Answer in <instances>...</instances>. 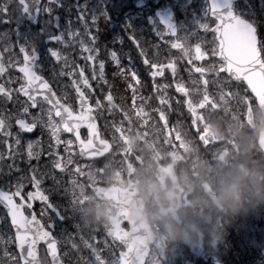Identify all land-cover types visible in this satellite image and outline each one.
<instances>
[{
    "label": "rangeland",
    "instance_id": "obj_1",
    "mask_svg": "<svg viewBox=\"0 0 264 264\" xmlns=\"http://www.w3.org/2000/svg\"><path fill=\"white\" fill-rule=\"evenodd\" d=\"M3 1L5 2V0ZM27 2L31 3V0ZM184 2L191 3L189 0H184ZM192 2L194 6L198 7V11L203 17L206 11L204 0H192ZM245 5H247L245 10L250 9L254 11L256 16L257 14L261 16L264 13V3H262V0H257L253 4L254 6H251L246 0H242L237 7L240 8ZM254 9H261V11L256 13ZM11 15L12 17H9L10 23L0 22V34H7L9 40L12 34L17 39V32H19L21 42L26 41L28 37H32L36 48H38L42 43V37L38 35L36 28L31 27L25 17L17 19L16 13H11ZM3 18L0 16V19ZM206 22L211 23L209 20ZM39 23H43L42 17H40ZM10 25L12 26L11 28ZM41 28L46 30L43 24H41ZM204 34V39H200L204 42H200V45H212L211 41L213 37L207 34V32ZM8 40H0V48L3 55H6V57H3L5 64L8 61L14 62L12 44ZM195 42L198 43L197 40ZM6 43L10 48V52L3 51ZM211 64H206L204 67H208ZM40 66L41 69L45 68L53 74L51 79L64 96L73 98L68 83L60 76L61 66L53 67L47 59H44ZM13 74L11 67L7 68L5 73L0 74V80L3 77V80H1L2 84L9 86L8 83L15 79ZM186 75L188 77L186 88L189 89V96L194 104L199 105L203 99V88L201 83L198 85L193 84V80H200L199 76H193L190 70L186 71ZM205 78L209 81L208 94L212 101L205 103L203 107H197L195 112L189 114L185 112V109L182 110L188 118V126H190L188 132L192 139H185L183 135L174 132L173 141L171 143H163L158 124L155 122L156 128H154L152 133H148L147 137H142L140 143H137L134 137H127L128 139L125 142V138L121 139L117 137V132L110 126L113 130V138L117 144L116 151L109 155V157L93 164L81 163L79 159L77 160L73 146L74 143L71 146H67L65 143L63 146H60L52 139L50 131L39 124H37L38 128L33 137L19 135V146L15 144L17 135L10 140L9 145H11L13 158H9L10 148H6L4 142H2L0 145V155H3V160H0V186L7 190L9 184L16 182L17 177H30L32 170L36 169L37 175L43 178L42 190L49 196L50 202L65 216L64 223L55 228V237L59 243L61 258L65 264H99L96 261L93 249H95V253L101 257L105 264H112L118 258V252L121 249L107 235V217L110 210L105 204L96 201V198L89 190L88 184H91V186H95L96 184L107 186L112 183L116 185L121 183L122 174L124 177L127 174L126 164L123 160L124 156H127L124 151L126 143H131L132 145L129 148V153L132 152L134 147H139L140 149L138 150L139 155L145 165L139 169L141 174L135 181L138 180L137 182L140 185L142 184L143 188L151 187L153 189L152 191L150 190L152 197L155 194V190L157 193L159 187H164L166 191L170 190L169 184L161 183V180L157 177L154 150H158L165 157L168 154H173L177 164L181 187L186 189L187 192H189V189L191 191L195 190L191 196H187V192H185L184 199L179 198V201L175 199L171 200L172 198L167 197V193H161L160 201H154L151 198L144 200L151 209L149 211L153 214L151 217L152 224L154 223L157 226L159 223L164 222L162 232L170 231L174 240L172 241V247L166 254L165 263L158 257L153 256L148 264H184L185 260H189L191 254H193L191 243H197V238L200 235L203 236V250L199 256H195L199 264H255L252 261V257L257 254L259 247L264 248V227L262 229L256 228V225H251L247 220H251L252 218L259 220L260 218L261 213L258 207L263 204V200L259 187L262 180H264V164L258 159L259 164L257 169L245 165L236 156L238 155L240 145L235 143V146L234 139L245 133L248 137L247 147L250 148L252 146L257 153L255 136L257 130L261 127V118L255 112L254 127H248L241 120V118H244L246 106L253 103L252 98L247 94L246 90L243 87L231 88L232 86L228 79L222 75L216 77L214 73H207ZM214 80H218L219 83H212ZM175 82L177 86L181 85L182 78L176 79ZM229 86L230 97L227 96ZM195 88H199L200 90L195 91ZM178 98L179 95L176 94L174 101ZM231 101H233V105L230 107L232 115L227 117L229 113L227 104ZM2 103L6 104L5 101L0 99V109L5 110L6 107L2 106ZM13 104L16 105L18 102L15 101ZM36 111L37 109L34 113ZM9 114L14 115V110L11 109ZM184 123L185 121L182 120L177 126L173 123V131ZM59 136L63 142L71 140L65 138L61 132ZM244 140H246V137ZM29 143L33 144L35 152L40 153L38 160L35 158L29 160L27 155ZM172 144L175 145V149H172ZM66 147H69L70 150L65 151ZM223 150L228 151L229 157L228 161L221 164L217 156ZM16 151L18 152L17 157L15 155ZM57 155L64 156V163L67 162L69 157L74 161L72 164L67 165V170L64 173H57L53 169V164L57 161ZM229 161L236 163L233 168L236 169L238 178L242 179L241 182L229 179ZM9 165H14L20 171L16 172L13 169L12 174L9 175ZM239 166L244 168L241 170L243 171L241 174L238 173ZM75 168H78V171H74ZM68 170L73 172L71 176ZM146 173H148V176L145 177ZM52 175H56L60 181L58 185L51 179ZM206 178H209V181L214 184L221 200L228 205L225 218L223 214L214 210L215 208L211 207V204L209 205L207 200L198 191L199 184L205 181ZM24 184L25 193L31 190L35 191L27 180L24 181ZM236 186V192L240 195L237 203L238 207L234 203L231 205L230 202V196L233 193L232 189ZM65 188H68L67 193L65 192ZM245 197L250 200L248 206L244 202L246 201ZM17 201H19V198H17ZM32 203L33 210L37 213L38 218H40L39 213L45 205L37 204L34 201ZM88 203L90 204L88 205ZM156 206L159 209H156ZM163 207L166 208L167 214L166 216L163 215L162 220H159L162 216L160 210L162 213H165L162 210ZM239 211L244 212V217L241 219H237L238 214H240ZM228 215L231 216V219L228 218ZM6 220L3 210L0 208V249L3 254V261L10 264L9 258L4 255L6 241L8 242L6 250L10 254H15L16 256L17 254L15 252V244L10 240V237L13 238V234ZM41 221L47 223L48 215L46 214ZM77 225L78 227H76ZM258 231H260V236L257 239ZM163 233H161V236H163ZM226 235H231L236 240L242 242L245 248L240 253L242 257L239 254L236 260L232 258L225 260L228 255L224 256V252L214 250V244L216 242L219 243L221 238ZM69 236H71L76 248H73L72 243L69 242ZM85 241L91 247L86 246Z\"/></svg>",
    "mask_w": 264,
    "mask_h": 264
},
{
    "label": "snow or ice",
    "instance_id": "obj_2",
    "mask_svg": "<svg viewBox=\"0 0 264 264\" xmlns=\"http://www.w3.org/2000/svg\"><path fill=\"white\" fill-rule=\"evenodd\" d=\"M58 0H49V4L57 3ZM264 3V0H262ZM244 7L238 8L234 3V0H206V11L204 17L198 27L205 32H211L213 34V40L211 41L213 47L211 49V56L216 57V62L208 67L199 66L195 67L194 71L200 74V80H193L194 85L203 83V99L199 105L194 104L193 100L185 99L184 103L187 105L190 112H195L197 107H203L205 103L211 102L212 99L208 94L209 81L204 77L207 73H214L216 77H219L221 73H226L227 77L241 85L245 86L246 91L256 92L261 88H264V17H257L252 10H245ZM47 12L51 16V7H41L40 0H31L28 3L27 0H5L0 5V16L4 17L0 19L2 23H10V13H16L17 19L21 17H38L41 12ZM211 17V23L206 22ZM77 19L83 27V32L79 30H73L71 27V20L68 21V29L61 31L60 34H52L49 38V43H55L62 45L64 48L73 47L79 45L81 57L88 62H91L95 66V62L99 58V48L96 44V27L94 19H91V26L86 15L85 9H80L77 12ZM214 25V26H213ZM61 26L56 22V28ZM93 29H95L93 31ZM67 35V40L65 39ZM166 37L179 38V33L175 30H169L158 35V39L167 43ZM0 40L7 41V34H0ZM132 43L140 49V55L144 57L143 63L150 66L154 71L151 72L153 77L160 75L163 65L159 64L158 60L149 57L148 52L141 46L140 41L135 36H131ZM16 45L19 47V54L22 55V65L18 66L17 70L23 74L24 82L20 84V88L16 91L27 99L20 105V110L13 114H6L0 112V131L4 132L6 136H11L12 123L15 119L16 125L22 132H31L37 124L44 128H47L57 144L61 143L59 133L61 131L72 133L76 137V141H79L80 155L88 156L98 151L102 146L103 141L100 138L99 131L96 125V117L93 116V108L88 104V99L79 88L76 89L79 96V105L81 111L75 112L71 106L66 103H61L57 98L56 93L53 91L50 82L42 75L38 74L36 68L38 67V61L40 60V52L37 50L33 43L27 41L21 42L19 32H17ZM159 48L160 45H154ZM172 48L178 49L183 52L184 57L188 59L189 63L193 60L202 61L208 58V53L202 50V47L197 44L195 46V55L192 54V49L186 47L181 43H172ZM4 52H10V48L5 44ZM47 55L54 59L57 63L63 61L65 68L69 66L68 56L62 54L61 50L50 47L47 50ZM87 53V56L83 54ZM112 60L117 67L120 66V60L115 51L110 53ZM131 63V59H130ZM8 66L17 67V64L11 63ZM168 67L175 73V66L172 63L168 64ZM103 61L99 63L100 79H104ZM7 66L3 60V53H0V74L5 73ZM95 71V67H93ZM126 71L131 72L132 80L140 83L139 75L135 69L120 68V73L124 74ZM60 75H65V72L61 70ZM71 75V73H68ZM80 78L87 84V80L84 78V70L80 71ZM212 83H219L218 80L212 81ZM162 87L154 85L155 89ZM128 88L132 89V105H137V100L142 103L139 105L140 110H143L147 104V100L138 96L137 89L133 87L131 83L128 84ZM177 92L182 93L185 97L189 96V89L185 86L178 85ZM195 91H199V88H195ZM0 94H3L4 98L11 100V92L4 86L0 85ZM107 101V108L110 113H113L114 109L119 106L114 103L113 96L108 94L105 96ZM167 100L160 99V104H166ZM30 109H37L35 113H32ZM96 109L103 110L101 101L96 100ZM26 117H31V122H28ZM161 120L166 121V116L163 111H160ZM84 126L88 129L89 139L87 141L81 140L80 128ZM67 146H71L73 141L68 140L64 142ZM15 144L20 145L19 134L15 138ZM10 152L9 158H13L11 152V145H9ZM69 147L65 148V151H69ZM27 155L29 160L35 158L39 159L40 153L33 150V144L29 143L27 146ZM0 160H3V155H0ZM74 161L71 157L68 158L66 163H62L61 160L54 162L53 167L59 170L60 173H64L67 170V165L72 164ZM9 175L12 174L13 169L19 172V168H15L14 165H9ZM74 171H78L75 168ZM69 175H72V171L68 170ZM42 176L37 175L36 169L32 170L30 177L20 176L17 177L14 184H9L7 190L0 188V205L6 210L7 217L10 218L11 226L15 230L14 239L10 237L12 243L15 244L19 250V257L15 254H10L7 249V241L5 242L4 255L9 258L10 264H42L37 260V246L41 243H46L49 254L52 257L53 264H58L59 258L57 257V241L53 236L52 230L57 228L60 224L64 223L65 216L60 210L50 202L49 196L42 190ZM51 179L58 185L60 181L56 175H52ZM27 180L35 191H28L25 193L24 181ZM65 192H68V188H65ZM19 198V201H17ZM40 201L45 207L39 213V217L33 210V201ZM27 210H32L31 215H26ZM48 215V222L42 223L41 220L45 215ZM78 227V225L76 226ZM69 242L72 243V247L76 248L74 242H72L71 236H69ZM83 239V237H81ZM127 241L120 239L118 247L127 246ZM86 246L91 247L85 241ZM96 261L99 264H105L101 257L95 253ZM0 264H7L5 261H0ZM112 264H122V257L112 262Z\"/></svg>",
    "mask_w": 264,
    "mask_h": 264
},
{
    "label": "flooded vegetation",
    "instance_id": "obj_3",
    "mask_svg": "<svg viewBox=\"0 0 264 264\" xmlns=\"http://www.w3.org/2000/svg\"><path fill=\"white\" fill-rule=\"evenodd\" d=\"M41 7H51L52 13L51 16L47 12H43L45 16V24L47 26H53L55 34H60L61 31H66L69 27L68 21L71 20V27L73 30H79L83 32V27L77 19V12L80 9L86 10V15L89 21V25L91 26V19L95 21L96 27V44L99 48V58L95 62V66L91 62L86 61L81 57L79 45L76 44L75 48L68 47L64 48L62 45L49 43L48 38L44 39L43 49L47 52L50 47L61 50L62 54L68 56V64L69 66L66 70L69 73H73L71 77L68 78V84L70 85V89L72 90L73 98L66 97L63 94L56 93L61 100V102L66 103L71 106L72 109L79 113L81 111L79 105V96L76 91L77 88L81 90L85 94L88 99V104L93 108V114L96 117V120L99 125L100 132L102 133V137L109 139L107 128L110 125H116L118 121L121 119L125 121H129L130 119L134 124H132L133 130L136 131H145L146 125H143L141 122L136 123L135 116V108L132 105L131 100V90L128 88V84L130 83L127 78V74L130 71H126L124 74L120 73V68L124 69H135V71L139 75V80L142 81L146 72L148 78L150 80H164L165 85L167 87H163L166 89V93L168 95H172L175 91V83L173 82L174 74H170L169 72V63H163L162 57L166 54L162 48H157L154 45L157 43L165 46L168 50L171 51L172 47L170 46L173 42L180 41L182 38H187L188 41H191L188 30H180L178 25V11H179V3L178 0H58L57 3L49 4V0H40ZM164 8H170L172 11H175V27L176 32L179 33V38L176 37H166L167 43L160 41L157 37L158 35L165 32L159 20L157 19V14H161V11ZM60 24V30L56 28V22ZM95 29H93L94 31ZM41 32V30H39ZM131 36H135L138 41H140L141 46L148 52L150 59L154 58L158 60L159 64L163 65L161 70V74L153 77L151 72L154 69H151L147 65L143 63L144 57L140 55V49H138L130 40ZM65 39L67 40V35H65ZM115 51L120 60V66L117 67L115 62L112 60L110 53ZM17 59L15 64L17 67L22 65L23 57L19 52L17 53ZM87 56V53L83 54ZM175 55V54H174ZM160 57V58H158ZM131 59V63H130ZM103 61L104 68V79H100V70L99 63ZM64 64L63 61L57 63L54 59H51L50 64L54 66H59L60 64ZM14 67V72L16 73L15 80L9 82V90H11L12 99L7 100L6 98L0 97L4 101H6L7 107L5 110H1L0 112H4L9 114V111L12 108L11 103L15 102L17 95L22 97V94L18 93L16 90L20 88V84L24 82L23 76L16 71ZM95 67V71L93 70ZM84 70V78L87 80V84L84 83L80 78V71ZM182 72H184V68H181ZM76 72V73H75ZM169 72V74H168ZM166 75V78L164 76ZM43 75L50 82V74L43 73ZM185 78V76H184ZM3 80V77L1 78ZM0 80V81H1ZM51 84V83H50ZM139 85V84H138ZM54 87V86H53ZM55 89V87H54ZM153 85L146 90L137 89L139 92H142V97L149 101L148 106H145L144 112L149 110V114H153V108L156 109L157 106H154V93ZM111 94L114 99V103L119 107L113 110V113H110L107 108V101L105 100V96ZM139 95V93H137ZM100 100L103 105V110L96 109V100ZM26 100L22 98L21 103L14 105V112H18L20 110V105ZM157 105L160 104V101H156ZM142 103V102H141ZM153 104V106H152ZM167 106L168 104H164ZM176 110H179V105L176 106ZM173 111L169 114L174 118L178 112ZM31 112L34 110L30 109ZM160 111L156 114L158 115ZM133 114V118L131 115ZM152 118L153 115H150ZM182 117V116H181ZM28 122H31V117H26ZM12 129L11 133L21 134L23 136H29V134H25L20 131L16 126L15 119L11 121ZM130 129V126H129ZM86 130L81 131V137H86ZM3 137V133H0V140ZM174 147V146H173ZM128 152V147L126 148ZM160 164L158 168L161 166H166L168 164H173L172 156L167 160V163H164L162 157H159Z\"/></svg>",
    "mask_w": 264,
    "mask_h": 264
},
{
    "label": "water",
    "instance_id": "obj_4",
    "mask_svg": "<svg viewBox=\"0 0 264 264\" xmlns=\"http://www.w3.org/2000/svg\"><path fill=\"white\" fill-rule=\"evenodd\" d=\"M249 92L255 97L257 104L264 117V88H261L259 91H256V92H251V91ZM259 145L264 151V130L263 132L260 133ZM91 155H88V156H91ZM94 191L101 199L108 201V203L115 208V210L117 211V215L115 218H113L114 220L125 221L130 226V231L128 233L119 235L118 237H114L113 232L110 233L116 241L119 242L120 239H123L128 242L127 246L125 247V253L121 254L122 264H143L144 258L146 257V254L148 252L147 245H149L150 243L157 245L156 244L157 239L150 233V230L147 229L145 226H142L141 228V223L137 222L134 219V217H125L123 215L125 214V212L123 211V207H121L123 205L122 201L119 199L122 196V194L121 196L120 194H118V196L115 195L113 188H108V189L100 188ZM10 225H11V221H10ZM13 231L15 235V230L13 229ZM139 240H140V243H139ZM43 244L46 247V252L49 257L50 264H53V260H52L51 255L49 254L47 244L46 243H43ZM16 250L19 253V250L17 248ZM158 251H159V254L162 253V250L159 247H158ZM57 257H58V251H57ZM36 258L38 260V246H37ZM21 264H23V261H21ZM58 264H62L60 259L58 260Z\"/></svg>",
    "mask_w": 264,
    "mask_h": 264
},
{
    "label": "bare ground",
    "instance_id": "obj_5",
    "mask_svg": "<svg viewBox=\"0 0 264 264\" xmlns=\"http://www.w3.org/2000/svg\"><path fill=\"white\" fill-rule=\"evenodd\" d=\"M236 156H238V158H239V155H236ZM90 203H88V205H89Z\"/></svg>",
    "mask_w": 264,
    "mask_h": 264
}]
</instances>
